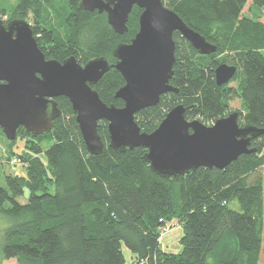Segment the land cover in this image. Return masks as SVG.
<instances>
[{
	"label": "trees",
	"instance_id": "16d2710c",
	"mask_svg": "<svg viewBox=\"0 0 264 264\" xmlns=\"http://www.w3.org/2000/svg\"><path fill=\"white\" fill-rule=\"evenodd\" d=\"M66 2L65 12L48 8ZM18 0L4 24L32 18L33 34L47 59L59 62L74 56L81 65L103 57L116 63L113 52L130 43L139 30L142 10L134 7L128 31L116 34L107 15L83 11L80 0ZM182 20L216 46L200 55L179 32L174 33L176 63L170 84L178 93L161 97L158 105L141 110L135 120L142 132L151 133L167 113L182 104L188 121L212 126L241 102L239 124L264 127V24L242 18L248 0H162ZM264 10V0H255ZM237 67L229 84L218 86L215 68ZM125 85L111 68L93 87L107 105L124 107L116 93ZM61 116L52 130L27 137L21 158L25 175H6L0 186V256L16 264H264V137L252 141L256 152L242 155L224 169L196 171L162 178L144 162L143 147L116 151L109 147L106 121L98 132L104 142L100 155L86 149L76 115L65 97L56 99ZM0 132L3 134L2 130ZM18 137V136H17ZM47 165L39 157L42 143ZM54 188V192H52ZM27 195V196H26ZM26 198L25 203L20 200ZM237 201L241 212L229 205ZM177 220L183 229L181 252H165L160 238L165 224ZM132 254L126 262L123 249Z\"/></svg>",
	"mask_w": 264,
	"mask_h": 264
},
{
	"label": "water",
	"instance_id": "95a60500",
	"mask_svg": "<svg viewBox=\"0 0 264 264\" xmlns=\"http://www.w3.org/2000/svg\"><path fill=\"white\" fill-rule=\"evenodd\" d=\"M142 10L139 30L130 43L119 44L113 52L116 63L95 58L81 65L72 56L63 62L47 59L38 47L29 22L0 19V129L15 141L22 127L35 136L52 130L61 116L56 99L67 98L76 115L86 149L100 155L104 142L98 132L106 121L109 147L125 152L143 147L144 162L162 178L185 175L199 168L224 169L242 155L256 152L252 141L264 137V127L241 126L239 113L231 112L212 126L188 121L179 104L170 110L151 133L142 132L135 116L159 104L163 95L178 89L170 84L176 63L174 33L179 32L200 55H211L216 46L189 27L162 0H80L83 11L106 14L116 34L128 31L134 7ZM114 68L125 85L116 93L124 107L104 103L93 88ZM237 67L222 63L215 68L218 86L229 84Z\"/></svg>",
	"mask_w": 264,
	"mask_h": 264
},
{
	"label": "rangeland",
	"instance_id": "374dc122",
	"mask_svg": "<svg viewBox=\"0 0 264 264\" xmlns=\"http://www.w3.org/2000/svg\"><path fill=\"white\" fill-rule=\"evenodd\" d=\"M18 0H0V8L6 10V15L3 17V20H7L10 16L11 10L17 5ZM57 1V0H54ZM255 0H248L247 4L242 12V18H254L256 21H258L261 24H264V10L260 11L257 10V8L254 5ZM63 7L66 6V2H60V5L58 4V1L54 6L48 8V14L49 17L52 19L54 18V23L58 27L60 26L61 30L64 31L65 25L63 23H60L59 19L57 20L55 18L56 9H59L62 12H65V9ZM56 14V15H55ZM1 19V18H0ZM2 20V19H1ZM29 24L31 25L32 29L35 26L33 20L31 17L27 19ZM264 53V49L262 50ZM230 86L234 87L236 86L235 82H231ZM241 109V102L240 100L236 99L231 102L230 104V110L232 112L236 110ZM3 132V131H2ZM27 137H23L21 135H18L15 141H9L6 139L5 134L0 132V186H5V176L6 175H25L26 173V167L27 164L25 163H17L15 162V156H23L25 153L33 154L31 151H29L26 148V141ZM52 141H44L42 143L43 152L39 154V157L42 159V161L47 165L48 158L45 153V151L51 146ZM262 155H264V151L262 152ZM260 174L264 178V167L260 169ZM52 192H54V188H52ZM27 196V195H26ZM27 201L26 198H22L20 200L21 203H25ZM229 207L237 212H241V207L237 201H233L230 203ZM3 225V223H0V227ZM161 238L160 243L162 246V249L165 252L177 254L181 252L182 245L180 244V240L183 236V229L179 222L177 220H173L171 222H168L164 225L161 229ZM126 262L131 263L132 261V254L131 252L124 247L123 249ZM0 264H16V260H2L0 256Z\"/></svg>",
	"mask_w": 264,
	"mask_h": 264
},
{
	"label": "built area",
	"instance_id": "2783aa9c",
	"mask_svg": "<svg viewBox=\"0 0 264 264\" xmlns=\"http://www.w3.org/2000/svg\"><path fill=\"white\" fill-rule=\"evenodd\" d=\"M15 162L20 163V164L23 163V161L21 160V158H19L18 156H15ZM25 164H26V163H25ZM161 234H162V233H161ZM132 264H142V263H139V262L135 261V262H133Z\"/></svg>",
	"mask_w": 264,
	"mask_h": 264
}]
</instances>
